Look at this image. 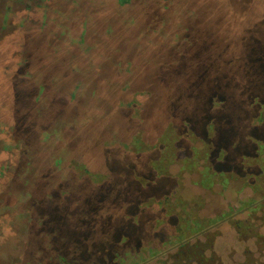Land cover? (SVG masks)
<instances>
[{"label": "rangeland", "instance_id": "obj_1", "mask_svg": "<svg viewBox=\"0 0 264 264\" xmlns=\"http://www.w3.org/2000/svg\"><path fill=\"white\" fill-rule=\"evenodd\" d=\"M181 242L264 264V0H0V264Z\"/></svg>", "mask_w": 264, "mask_h": 264}, {"label": "trees", "instance_id": "obj_2", "mask_svg": "<svg viewBox=\"0 0 264 264\" xmlns=\"http://www.w3.org/2000/svg\"><path fill=\"white\" fill-rule=\"evenodd\" d=\"M127 1L128 0H119V4H125ZM138 142H139L138 140H135L134 143H138ZM187 249H188L187 244H184L182 242L178 244L171 256L172 264H204L206 260L210 261V259H207L205 257L204 254L205 249H201L200 252H196L195 250H187ZM243 264H258V262L256 261L255 263H252V260H248Z\"/></svg>", "mask_w": 264, "mask_h": 264}]
</instances>
